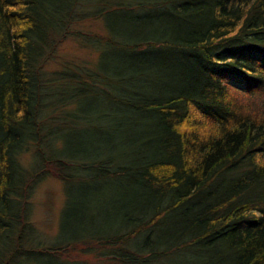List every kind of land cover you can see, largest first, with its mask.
Returning <instances> with one entry per match:
<instances>
[{
  "label": "trees",
  "instance_id": "obj_1",
  "mask_svg": "<svg viewBox=\"0 0 264 264\" xmlns=\"http://www.w3.org/2000/svg\"><path fill=\"white\" fill-rule=\"evenodd\" d=\"M68 37L92 66L47 67ZM50 175L45 238L30 198ZM173 255L264 264V0H0V264Z\"/></svg>",
  "mask_w": 264,
  "mask_h": 264
},
{
  "label": "rangeland",
  "instance_id": "obj_2",
  "mask_svg": "<svg viewBox=\"0 0 264 264\" xmlns=\"http://www.w3.org/2000/svg\"><path fill=\"white\" fill-rule=\"evenodd\" d=\"M94 1V0H93ZM77 28L84 32H105L106 29L98 17L89 16L81 20ZM97 51L81 47L72 37L66 38L59 45L56 52V60L47 64L48 68H61V60H69L70 63L85 61L87 65H93L97 57ZM79 103L83 106L90 105L87 97L79 98ZM91 121H79L78 128L90 126ZM32 213L31 219L40 234L45 238H51L57 229L58 219L62 204L64 202L63 182L55 176H48L35 186L31 196ZM164 260L165 264L177 262L180 259L177 255L170 256Z\"/></svg>",
  "mask_w": 264,
  "mask_h": 264
}]
</instances>
